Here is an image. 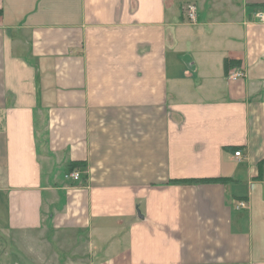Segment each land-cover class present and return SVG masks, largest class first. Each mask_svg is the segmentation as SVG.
Here are the masks:
<instances>
[{"label":"crops","instance_id":"1","mask_svg":"<svg viewBox=\"0 0 264 264\" xmlns=\"http://www.w3.org/2000/svg\"><path fill=\"white\" fill-rule=\"evenodd\" d=\"M0 12V264H264V0Z\"/></svg>","mask_w":264,"mask_h":264},{"label":"built area","instance_id":"2","mask_svg":"<svg viewBox=\"0 0 264 264\" xmlns=\"http://www.w3.org/2000/svg\"><path fill=\"white\" fill-rule=\"evenodd\" d=\"M185 11H186V16H187L188 22L191 23V24L197 23V21H198V11H197L196 5L189 4L186 7ZM257 18L260 21L263 22L264 21V13L263 12H259L257 14ZM244 75L245 74L242 71L238 70L237 72L232 74L231 77H232V79H239V78H243ZM235 155L236 156H240L241 152H236ZM67 178H72L75 181H79L81 179V175H80L79 172H75V173H72L71 175H68ZM238 208L245 209V208H247V204L245 202H240L239 205H238Z\"/></svg>","mask_w":264,"mask_h":264},{"label":"trees","instance_id":"3","mask_svg":"<svg viewBox=\"0 0 264 264\" xmlns=\"http://www.w3.org/2000/svg\"><path fill=\"white\" fill-rule=\"evenodd\" d=\"M1 14V12H0ZM238 65V62H233L232 60H226L225 63V71L227 74L230 73V69L232 67H235ZM78 164H72V169L73 167H76ZM230 179L228 178H209V179H200V180H177L174 181V184H202V183H224L228 182Z\"/></svg>","mask_w":264,"mask_h":264},{"label":"rangeland","instance_id":"4","mask_svg":"<svg viewBox=\"0 0 264 264\" xmlns=\"http://www.w3.org/2000/svg\"><path fill=\"white\" fill-rule=\"evenodd\" d=\"M189 5V4H188ZM187 5V6H188ZM17 264H24V261H23V259L21 258V260L20 261H17Z\"/></svg>","mask_w":264,"mask_h":264}]
</instances>
